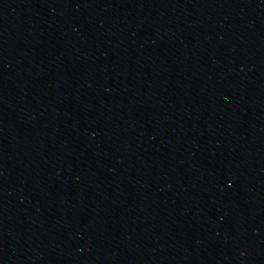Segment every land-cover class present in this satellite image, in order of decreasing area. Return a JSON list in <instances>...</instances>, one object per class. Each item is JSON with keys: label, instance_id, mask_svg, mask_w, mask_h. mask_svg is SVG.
<instances>
[{"label": "water", "instance_id": "95a60500", "mask_svg": "<svg viewBox=\"0 0 264 264\" xmlns=\"http://www.w3.org/2000/svg\"><path fill=\"white\" fill-rule=\"evenodd\" d=\"M0 264H264V0H0Z\"/></svg>", "mask_w": 264, "mask_h": 264}]
</instances>
